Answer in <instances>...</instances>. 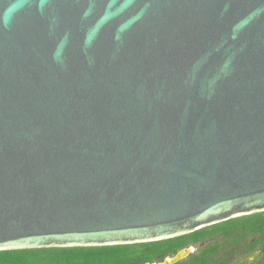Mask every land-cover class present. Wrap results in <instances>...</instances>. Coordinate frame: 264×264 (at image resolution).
Returning <instances> with one entry per match:
<instances>
[{"label": "water", "instance_id": "1", "mask_svg": "<svg viewBox=\"0 0 264 264\" xmlns=\"http://www.w3.org/2000/svg\"><path fill=\"white\" fill-rule=\"evenodd\" d=\"M262 211L264 0H0V250Z\"/></svg>", "mask_w": 264, "mask_h": 264}, {"label": "trees", "instance_id": "2", "mask_svg": "<svg viewBox=\"0 0 264 264\" xmlns=\"http://www.w3.org/2000/svg\"><path fill=\"white\" fill-rule=\"evenodd\" d=\"M190 246L197 250L176 264H216L226 259L230 262L256 249L262 251L257 261L264 264V211L151 242L0 250V264H144L162 261Z\"/></svg>", "mask_w": 264, "mask_h": 264}, {"label": "flooded vegetation", "instance_id": "3", "mask_svg": "<svg viewBox=\"0 0 264 264\" xmlns=\"http://www.w3.org/2000/svg\"><path fill=\"white\" fill-rule=\"evenodd\" d=\"M254 252H259V254L257 255L256 258L250 260V261L248 262V264H252V262H253V264H261V263H259V262L257 261V259L260 257V255H261V253H262V251L259 250V249H256V250H254V251H252V252H250V253H248V254H246V255H243V256L237 257V258H235L234 260H232V261H230V262L227 261V259H226V260H222V261H220L219 263H216V264H234L236 261L241 260V259H244L246 256H248V255H250V254H252V253H254ZM187 257H189V256H187ZM187 257L185 258V260L187 259ZM181 261H182V260H181ZM183 261H184V259H183ZM254 262H255V263H254Z\"/></svg>", "mask_w": 264, "mask_h": 264}]
</instances>
